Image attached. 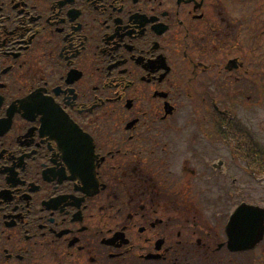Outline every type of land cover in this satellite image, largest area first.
Instances as JSON below:
<instances>
[{
	"label": "flooded vegetation",
	"instance_id": "obj_1",
	"mask_svg": "<svg viewBox=\"0 0 264 264\" xmlns=\"http://www.w3.org/2000/svg\"><path fill=\"white\" fill-rule=\"evenodd\" d=\"M218 5L0 0V264H238Z\"/></svg>",
	"mask_w": 264,
	"mask_h": 264
},
{
	"label": "rangeland",
	"instance_id": "obj_2",
	"mask_svg": "<svg viewBox=\"0 0 264 264\" xmlns=\"http://www.w3.org/2000/svg\"><path fill=\"white\" fill-rule=\"evenodd\" d=\"M232 3V0H230ZM234 4L232 3V6ZM249 10H252L254 8L249 7L247 8ZM264 10V0H257L256 4H255V15L256 17H258L257 14H262L263 17V21L260 23L257 22H253V26L255 28L260 27V25L264 24V13L262 12ZM239 15H242L241 13ZM257 93V91H256ZM259 106H257V108L254 110V121L252 119L251 121V126L254 127V134L256 137V142L259 143L261 150L264 152V108L258 109ZM245 119H247V114H245ZM241 169H243L244 171H246L247 166L244 163L240 164ZM248 170V169H247ZM242 170L236 171L233 175H235L236 177H246L247 178V182H250L252 185H254L255 191L254 194L252 196V199L254 202L260 203V204H264V173H256L255 175H252L250 172L246 171L247 173H250V175L248 176L247 173H245ZM251 177H260L259 181L256 180H252ZM262 192V194H261ZM240 264H243V262H240Z\"/></svg>",
	"mask_w": 264,
	"mask_h": 264
},
{
	"label": "water",
	"instance_id": "obj_3",
	"mask_svg": "<svg viewBox=\"0 0 264 264\" xmlns=\"http://www.w3.org/2000/svg\"><path fill=\"white\" fill-rule=\"evenodd\" d=\"M248 210L250 211L249 212V215L250 216H252V219L250 218V216H249V219H248V221H247V219H246V217L245 216H240V218H239V213H242V212H245V208H241L236 214H235V216L233 217V219H234V221L235 222H238L239 221V228H240V226L241 227H245V228H251V226H252V230H260L261 228H262V220H263V218H264V212L263 211H261L260 209H258V208H255V207H248ZM241 222L243 223V224H245V225H240L241 224ZM245 222V223H244ZM257 222H259V224L257 223ZM247 223H250L251 224V226H247ZM231 224H232V222H231ZM261 227V228H260ZM238 228V229H239ZM237 230V229H236ZM257 233H259V232H257ZM229 235L231 236V238H230V244L233 246V247H235V248H238V247H245V242H242V241H238L237 243H234L236 240H237V235H236V232H235V234H230L229 233ZM244 239L246 238V239H248V241L250 242V243H253L254 242V236H252L251 234H249V232H246V234H245V236L243 237ZM235 239V240H234ZM234 240V241H233ZM252 246V245H251ZM246 247H250V246H246Z\"/></svg>",
	"mask_w": 264,
	"mask_h": 264
}]
</instances>
